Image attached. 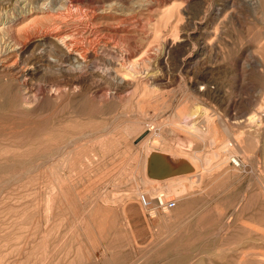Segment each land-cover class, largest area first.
Masks as SVG:
<instances>
[{
	"label": "rangeland",
	"instance_id": "374dc122",
	"mask_svg": "<svg viewBox=\"0 0 264 264\" xmlns=\"http://www.w3.org/2000/svg\"><path fill=\"white\" fill-rule=\"evenodd\" d=\"M8 1L0 264H264V0Z\"/></svg>",
	"mask_w": 264,
	"mask_h": 264
},
{
	"label": "bare ground",
	"instance_id": "6f19581e",
	"mask_svg": "<svg viewBox=\"0 0 264 264\" xmlns=\"http://www.w3.org/2000/svg\"><path fill=\"white\" fill-rule=\"evenodd\" d=\"M80 2H82V0H68L69 6L78 5ZM0 3H3L2 0H0ZM17 4H19L18 0H16V2L13 4V5H15V9H16ZM9 5H11V1H8L7 4L5 5V7H4V5L1 4V6H0V8H1L0 12L3 11L4 8H6ZM26 7L27 6H25V5L21 7V11H22L21 12V14H22L21 17H25L24 16V13L26 12V9H27ZM6 12H7V10H6ZM1 13H0V24L2 26L0 28V31H1V29L10 27L11 25H13V22H15V19H13L12 17H6L5 15L4 16H1ZM6 15H9V14H6ZM7 23H8V25H6ZM84 24L87 25L86 23H84ZM65 32L66 31H62V32H59V33L36 34L34 36H30L29 34H26L25 33L26 36L24 37V39L21 40V41H18V42L17 41H14L13 42V39H11L9 35L8 36H3L2 39H0V66L3 67V68H6V69H14V70H16L15 71V73H16L15 79L18 82L17 84L19 86L20 85L21 86L22 85H25L26 82H27L28 72L25 69L22 70L21 68H19V67L16 66L17 59H18L17 57L18 56H21V54L24 52V50L28 47V45L30 43H35V45L36 44H41V43H46V41H47L46 39H49L50 42L52 43V45H54V47H56L57 49H59V51H61L63 57L67 61H69L70 63H73V62H81L82 61V58H83V56H82L83 54H82L81 47L78 46L77 44L74 45L73 42L70 41V40L65 41L64 40V38H65L64 33ZM89 33H90V35H89L90 36V39L93 40V42L95 44V40L92 37L93 35H91L92 31H89ZM97 45L100 46V41L97 43ZM171 47H172V45L169 44V43H167L165 45L164 51H163V55L161 56L162 62H165L166 61V56L171 51ZM97 48H98V46H97ZM92 55H96V53H93ZM23 71H25V72H23ZM75 83L76 82H73L71 84L72 87L74 86ZM59 91H60L59 88H51L49 92L52 93V94H54V95H56L57 93H59ZM230 144L231 143L224 144L223 147H225V148L226 147H229ZM232 159L238 160L237 158H232ZM232 159H231V161H232ZM162 193H163V190H162ZM166 193L167 192H164V194H166ZM158 196L160 198H163V194H161V193ZM150 197H152V196H150Z\"/></svg>",
	"mask_w": 264,
	"mask_h": 264
},
{
	"label": "built area",
	"instance_id": "2783aa9c",
	"mask_svg": "<svg viewBox=\"0 0 264 264\" xmlns=\"http://www.w3.org/2000/svg\"><path fill=\"white\" fill-rule=\"evenodd\" d=\"M231 162L236 166L240 165L239 160L232 159ZM140 201L147 209H151L152 207H157L159 209L166 211V210H170L176 206V200H174V199L163 200V198L158 197L157 199L153 200V199H150L145 194H142L140 196Z\"/></svg>",
	"mask_w": 264,
	"mask_h": 264
},
{
	"label": "water",
	"instance_id": "95a60500",
	"mask_svg": "<svg viewBox=\"0 0 264 264\" xmlns=\"http://www.w3.org/2000/svg\"><path fill=\"white\" fill-rule=\"evenodd\" d=\"M154 175L157 177H162L168 173H171V166L167 163H164V161H159V163H154ZM159 167V168H157Z\"/></svg>",
	"mask_w": 264,
	"mask_h": 264
}]
</instances>
